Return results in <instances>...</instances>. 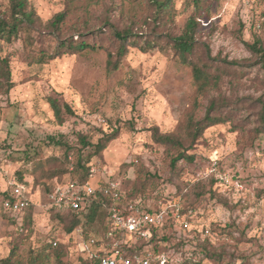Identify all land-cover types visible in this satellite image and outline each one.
<instances>
[{"label":"rangeland","instance_id":"374dc122","mask_svg":"<svg viewBox=\"0 0 264 264\" xmlns=\"http://www.w3.org/2000/svg\"><path fill=\"white\" fill-rule=\"evenodd\" d=\"M28 1L45 24L65 9L67 0ZM124 1L100 0L91 9L88 24L72 17L67 30L80 31L90 43L113 51L107 33L93 35L100 29L107 31V21L118 30L131 26L119 9ZM200 2L201 11L196 13L193 0H173V15L158 30L178 36L191 16L199 19L197 37L210 46L212 57L218 59L213 64L222 73L219 88L204 97L197 95L191 68L158 48L131 50L119 70L109 73L104 50L29 66L22 40L0 41V55L9 57L14 82L9 94L0 92V261L14 249L21 257H27L30 249L36 254L57 239L67 247L62 264L76 262V245L48 211L45 185L53 181L30 176L31 172L25 175V194L33 208L31 227L24 234L9 224L1 205L19 169L30 171L33 163L63 156V149L48 146V137L63 134L77 146L70 153L69 169L79 157L89 159L92 187L115 181L124 196L147 182L140 211L147 205L164 213L156 234L158 239H168L157 252L166 257L165 264H264V125L259 120L263 105L258 102L264 100V70L261 65L250 67L255 59L238 39L242 28L246 41L260 38L264 44V0ZM132 27L139 30L137 23ZM53 40L40 29L34 43L46 46ZM232 61L242 65H230ZM48 96L68 102L76 116H66L65 124L57 125ZM219 96L232 104L223 112L227 121L208 129L188 149L195 156L193 163L180 161L174 168L165 149L154 142V129L178 135L188 148L187 115L195 109L197 118H203L209 100ZM101 131L118 134L100 156L94 149L78 151L77 134L88 135L96 143ZM27 153L31 157L25 161ZM59 169L48 163L44 167L46 173ZM77 176L67 174L64 179ZM90 232L81 241L95 236Z\"/></svg>","mask_w":264,"mask_h":264},{"label":"trees","instance_id":"16d2710c","mask_svg":"<svg viewBox=\"0 0 264 264\" xmlns=\"http://www.w3.org/2000/svg\"><path fill=\"white\" fill-rule=\"evenodd\" d=\"M99 2L100 0H83L82 3L81 0H67L65 9L56 14L51 21L44 24L28 0H4L2 3L3 9H0V41L12 44L15 40H22V46L29 66L46 65L64 55H76L87 50L93 52L104 50L107 54L106 69L109 73L119 70L131 50L137 49L149 52L151 49L158 48L161 51L171 53L179 63L191 68L193 83L199 97H204L209 91L219 88L222 73L221 69L216 68L215 64H213L218 59L212 57L210 46L198 39L197 32L200 27V21L196 16L193 15L189 18L181 35L174 36L167 31L160 33L158 29L162 30V27L165 28V20L168 22L173 15V0H125L119 9H122V14L128 17L131 26L118 30L110 21H107L105 24L108 30L104 32L100 29L93 35L101 37L107 33L106 36H108L111 46L114 47L112 51L109 46L90 43V40H86L85 34L83 35L80 31L75 33V31L67 30L69 28L68 22L72 17L76 22L88 24L87 21L91 9ZM193 6L196 7V13L201 11L200 0H193ZM140 12H144L143 15ZM135 23L139 26V30H135L132 27V24ZM260 27L259 25L258 28ZM40 29H44L46 33H49L55 43H48L46 46L36 45L34 41L36 33H40ZM146 30H149L147 35ZM238 39L255 59L253 63H250V67L261 65L264 70V44L262 40L255 38L253 43H249L242 35V28L238 31ZM229 64L242 65L239 61H232ZM13 88L14 82L12 80L10 59L7 56L0 55V92L9 94ZM46 102L53 112L55 123L59 126L65 124L66 116L71 118L76 116L72 106L58 97L48 96L46 97ZM258 102L263 105L259 120L260 124L264 125V100L261 99ZM198 104L196 100L194 107L197 108ZM240 104L241 100L234 106ZM226 108H232L231 102L225 97L219 96L209 100L203 118H197L194 112L196 111L195 109L187 115L184 130L185 137L190 143L188 148L178 135L173 133L161 134L158 129H154L152 134L154 142L165 149V153L171 160V166L175 168L180 161L194 162L195 156L189 154L188 149L193 148L208 129L222 125L227 121V116L223 114ZM101 133L102 136L96 143L92 142L88 135L77 134V143L81 145L78 151L83 152L88 148L94 149L95 156H100L109 144L117 138L118 132L105 134L101 131ZM52 145L63 149V156L49 158L45 163H33L30 171L19 169L15 173L17 180L11 184L10 189L3 193L1 205L4 210V216L12 227L16 226L22 230L21 234H24V230L27 232V229L32 224L31 212L33 204H30L24 212H9L4 208V201L12 199L15 187L23 186L26 190L28 189L24 178L29 172H31L30 176H35L36 178L39 175L42 178L47 177V180L53 181L48 186L45 185L48 193V211L53 221L61 225L62 233L70 242L73 241L76 245L75 248L78 250L76 262H69L68 264H97L95 260L91 259L89 251H79L78 243L82 239H86V235L90 231L95 233L96 238L105 237L110 230L109 218L112 202L103 193L97 192L95 196L85 198L86 200L79 211L57 209L50 200V195L54 193L56 187L64 186L71 182H77L79 185L85 186L90 184L92 174L89 164L90 160H84L82 157H79L71 170L69 169L70 153L75 150L76 145L71 143L68 137L63 134L58 137L50 136L48 137V146ZM30 157L31 155L27 153L25 161L30 159ZM47 163L60 166L61 169L46 173L44 167ZM74 173L78 174L76 179L68 181L64 179L65 175ZM102 185H98L95 188ZM147 188V182H144L141 187L135 186L134 189L124 193L125 206L127 208L130 206L141 208V199L147 192ZM142 209L144 213H159L160 211L151 209L147 205ZM158 228L160 227L151 228V235L148 240H137L132 242L130 246H125L123 256L131 258L135 255H140L146 249L160 252L162 250L160 246L167 242L168 239L157 238ZM78 230L84 232V237L79 235ZM54 242H57V246L53 245ZM66 248L61 241L54 239L46 243L36 254L30 249L27 257H21L14 249L7 258L0 261V264H62L61 260L68 256Z\"/></svg>","mask_w":264,"mask_h":264},{"label":"built area","instance_id":"2783aa9c","mask_svg":"<svg viewBox=\"0 0 264 264\" xmlns=\"http://www.w3.org/2000/svg\"><path fill=\"white\" fill-rule=\"evenodd\" d=\"M26 191L23 186L15 187L12 199L4 201V208L9 212H24L31 204L25 194ZM97 192L103 193L112 202L110 230L103 238L93 236L89 240L79 242V251H89L91 259L97 264H165L167 260L164 255L148 249L131 258L123 256L125 246H130L137 240L150 238L151 228L162 225L164 213H144L138 206L127 208L118 182L110 181L98 188L90 184L81 186L77 182H71L56 187L54 193L50 195V200L59 210L79 211L85 198L93 197ZM78 233L84 237L82 230H78ZM53 245L57 246V242Z\"/></svg>","mask_w":264,"mask_h":264}]
</instances>
